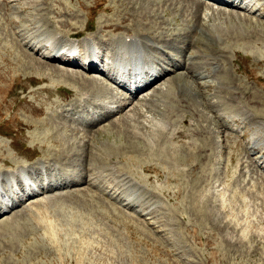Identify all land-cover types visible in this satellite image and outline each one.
I'll list each match as a JSON object with an SVG mask.
<instances>
[{
  "label": "rangeland",
  "instance_id": "obj_1",
  "mask_svg": "<svg viewBox=\"0 0 264 264\" xmlns=\"http://www.w3.org/2000/svg\"><path fill=\"white\" fill-rule=\"evenodd\" d=\"M205 1L211 2L216 10L207 7L202 0H199L203 2L200 3L202 7L190 15L183 13L182 4L171 7L169 1L159 0H0V168L11 170L13 164L15 169V162L33 165L49 159L51 168L54 161L58 162L55 166L61 168L62 181L71 177L79 181L76 184L79 185L81 180L97 192L95 194L94 189L88 187L85 194H79L72 186L61 191L55 202H36L39 208L30 204V211L33 209L35 215L26 221L15 224V217L4 216L5 220L0 221V264H264V170L246 156L250 152L242 148L246 140L242 142L226 127L232 117L243 113L241 108L254 114L250 120H244V124L237 121L243 132L252 127L253 118H264V1L260 3L262 10L256 9L255 12L232 6L225 8L222 2ZM144 2H152V6L158 8L157 13L151 12L155 13L152 19L157 23L151 27L150 35L144 38L140 34L139 37L151 44L154 37L161 40L159 37L166 34L168 37L160 41L163 49L178 54L184 68L187 66L186 70L182 68L165 78L171 83L173 92L168 93V99L157 95L162 98L160 104L165 103L166 107L145 101L150 93L140 102H133L136 108L130 104L121 110L117 121L109 117L108 121L93 125L94 117L73 114L89 107L95 112L100 109L93 108L92 104L93 107L89 105L88 108L77 104L81 98L85 100L83 94L92 88L79 85L81 89L74 92L67 83H52L47 77L39 76L37 67L40 65L29 69L16 61L23 57L16 52L15 47L18 48L12 38L16 32L20 35L22 27L28 29L29 36H35L37 31L50 35V41L56 43L51 27L66 20L74 23L76 31L82 34L81 38L90 37L87 40L104 44L107 39L124 34L122 31L103 32L99 29L102 23L116 24L125 18L133 29H137L134 20L138 28L145 27L136 21L149 19L148 14L142 15L149 11L140 10ZM212 12L216 14L210 15ZM207 15L216 19L210 20ZM44 16L49 22L52 19L49 28L40 25L44 23ZM20 17L26 18V23ZM199 17L201 23H212L217 37L219 34L222 40L211 39L209 33L202 30L201 23L198 24ZM180 30L185 33H179ZM199 34L203 37L195 47ZM94 36L100 39L95 40ZM62 38L61 42L69 37ZM189 41L193 51L184 56L187 44L191 45ZM183 46H186L185 51L181 48ZM99 48L103 50L104 45ZM198 51L206 62L207 56L203 54L215 51L216 60L222 62V70L215 76L210 75L198 68L197 64L205 65L199 57L196 61L200 62H192V66L187 58ZM40 54L39 51L33 57L38 58ZM168 57L174 55L166 54L165 61ZM50 64L76 69L88 76L95 75L76 66L59 62ZM190 66L194 71L198 69L207 73L199 75L203 78L194 76ZM166 67L171 68L167 64ZM239 77L242 82H234ZM207 81L218 83L221 88L214 93L211 88L195 85ZM184 82L198 90L183 87ZM235 87L240 92L237 93L238 102L244 93L245 98L253 99L254 103L245 101L238 105L232 98ZM110 88L101 94L93 92L96 103L105 105L103 101L112 99V103L116 102L118 94ZM177 89L186 90L183 97L176 94L174 98ZM212 94L223 102L210 109L204 100H209ZM94 96L90 99L94 100ZM122 100L116 108L131 102ZM202 101L205 103L200 104ZM246 102L254 110L250 111ZM163 108L165 112L161 110ZM190 108L195 112L203 111L205 116L197 114L193 117ZM256 109L263 110L262 115L257 116ZM217 116L226 124L215 126L212 121ZM77 119H86L84 124L92 126L78 130L75 126H82L79 121L72 124ZM29 122L34 125L28 126ZM38 122L42 123L41 127L35 125ZM259 123L264 126L263 122ZM205 129L210 133L204 132ZM251 145L247 143L246 148L252 149ZM48 152H54V161ZM28 159L32 161L28 162ZM63 161L69 166L62 167L60 163ZM40 167L38 172H44ZM112 167L117 172H111ZM121 170L123 173L118 177ZM126 173L128 179L123 177ZM102 176L114 178L124 188L111 192L108 183L102 185ZM54 194L50 192L37 201L53 198ZM98 194L113 198L115 203L134 211L112 207L113 204L102 201ZM126 195H135L138 201L128 203ZM136 209L149 214L137 215Z\"/></svg>",
  "mask_w": 264,
  "mask_h": 264
},
{
  "label": "bare ground",
  "instance_id": "obj_2",
  "mask_svg": "<svg viewBox=\"0 0 264 264\" xmlns=\"http://www.w3.org/2000/svg\"><path fill=\"white\" fill-rule=\"evenodd\" d=\"M4 1H6V0H4ZM129 1V0H128ZM148 1H151V0H148ZM153 1V0H152ZM160 2H164V1H169L170 3H169V6H171V7H174V6H177V5H183L181 8H182V11H183V13H185L186 14V12L190 15L191 13H197V10H199L198 9V7L200 8V7H202V3L201 2H199V0H187V1H185V0H159ZM219 1H223V0H219ZM257 1H264V0H252V2L253 3H255V2H257ZM6 3V2H5ZM152 2H148V3H145L144 2V4L141 6V8L142 9H140V10H144L145 12H147V11H149L148 13H145V14H142L143 16H145L146 14H148L147 15V18H149L148 20H146V22H140L141 21V19L140 20H136L137 22H139V24L140 25H142V26H145V27H143V28H138V23H136L135 22V20L133 21L135 24H137V26L136 27H134V28H137V29H133L132 28V25H130V23H128L127 22V20L124 18V19H122V20H120V21H118V22H115L116 24H112L111 22H108V23H111V24H104V23H102V25H100V30H102L103 32L105 31H109V32H118V31H122L123 32V34H124V36H115V38H109V39H107L106 40V42L104 43V44H101L100 42H96V41H94L95 43H94V45H96L97 46V48H99V47H101L102 45H104V49L103 50H101L100 48H99V52H102V58H103V64H104V66H101V67H98V65H88V68H86V70H85V68L84 67H81L80 65H79V62H78V59H76L75 61H73V62H71V61H67V60H60L57 56H55L54 54H51L50 53V51L52 50V48H54L55 46H57V45H60L61 44V41L63 40V38L62 37H71V36H74V37H72V39L75 41V43L77 44L76 46H77V53H79L80 55H82V54H84V55H86V54H88L89 53V48H88V45L89 44H91V43H93V41H91V40H87V39H89L90 37H83V38H81L82 37V34H80V31H76V27H75V25L73 26V24L74 23H72L71 24V22H68V21H66V20H64V21H58V26H52L51 27V29H53V32L54 33H52L53 35H56V39H57V41L58 42H51L50 41V35L48 36V35H46V34H43V33H40V32H37V31H35L36 32V35L35 36H29V34H27L28 32H27V30L28 29H26V27H22L21 29H20V31L19 32H21L20 33V35L19 34H14L13 36V38L12 39H14L13 40V44H16V46H17V48L19 49H16V47H15V50H16V52H18L23 58H22V60H19V57H18V60H16V61H18L20 64H22V65H24L23 66V68H34V66L36 65V64H38V65H40L39 67H37L38 68V71H37V73L39 74V76H45V77H47L49 80H51V82L53 83H67L69 86H70V89L72 88L73 90H74V92H76V91H79L81 88L80 87H78L79 85H83V86H81V87H84V85L86 86H89L90 88H92L91 90H89V92H85L84 94H83V97L85 98V100H82V98H81V100H79L78 101V103L77 104H83V105H86L87 106V108L89 107V105H93V106H95V107H93L92 105V107L93 108H96V107H98V108H100V109H98V110H96V112L93 110V109H90V107L88 108V109H81L80 111L78 110V111H76V113H73V114H76V115H78V116H84V115H87V116H92V117H94L93 119L95 120L94 121V124L95 123H98V122H104V120H107L108 118H109V116L110 115H113L114 113H116V112H121V110H123V108H125L126 107V105H127V103L125 102V104H120V106H118V108H116V109H114L113 107L116 105L115 103H112V101H113V99H112V101H103L102 103L103 104H105L106 105V108L105 107H103V106H105V105H102V104H98V103H96V101H97V98L93 95V92L96 94V93H100L101 94V92L103 91H105V90H108L109 88H110V85H109V83H110V81L113 83V84H116L117 86H122L123 88H124V86H123V84H124V79H121V78H119V77H114L112 74L113 73H111L109 70H110V68H113L115 65H116V62H118L119 64H122L124 67H125V71L127 72V74L128 73H131L132 71H133V69H140V67L142 66V63H140V60H139V56H140V54H141V52H147V50L146 49H148V48H153L154 46L152 45V44H148V43H146L147 42V40H146V42H144L140 37H139V35L140 34H143L144 36H141V37H144L145 38V36H147V35H150V33H152V31H151V27L153 26V25H155V23H157L156 21H154L153 19H152V17L154 16V14L155 13H157L158 12V8L156 7V9L154 8L155 7V5H154V7L152 6V4H151ZM154 4H155V2H153ZM201 3V4H200ZM264 3V2H263ZM204 4V3H203ZM261 4H262V2H261ZM260 4V5H261ZM233 5H235V6H238V5H236V4H233ZM146 6V7H145ZM207 6V5H206ZM144 7V8H143ZM152 7H153V9H152ZM207 7H209V6H207ZM135 8V7H134ZM191 8H193V9H191ZM212 8V6H210V9ZM239 8H241V6H239ZM147 9H149V10H147ZM212 9H215V8H212ZM244 9H251V7H244ZM34 10H36V8L34 9ZM139 10V11H140ZM216 10V9H215ZM139 11L137 10L136 12H138L139 13ZM152 11H155V13H151ZM191 12V13H190ZM217 13H219V12H217ZM42 14V13H41ZM214 15V14H216V13H210V15ZM69 15H71V14H69ZM210 15H207V17L208 18H210ZM38 16V15H37ZM41 15L39 14V17H40ZM46 16V15H45ZM44 16V18L45 19H43L44 20V23L43 24H40L41 26H45V28L47 27V28H49L48 26H49V24L50 23H52L53 24V22H52V19H51V22H49V19L47 18V17H45ZM74 16V15H73ZM192 16L194 17L195 15L194 14H192ZM19 17V16H18ZM71 17V16H70ZM76 17V16H75ZM139 17V16H138ZM142 17V16H141ZM7 18V17H6ZM38 18V17H37ZM41 18H43L42 16H41ZM204 18V17H203ZM13 19V18H12ZM40 19V18H39ZM38 19V20H39ZM133 19H135V18H133ZM199 19H200V17H199ZM198 19V24H199V22L201 23V19L199 20ZM212 19H216V18H214V17H212V18H210V20H212ZM6 20V19H5ZM20 20H22V21H24L25 23H26V18H24V17H20ZM9 21V20H8ZM31 21H33V20H31ZM7 22V21H6ZM11 22L13 23L14 21L13 20H11ZM40 22V21H39ZM38 22V23H39ZM132 22V23H133ZM186 22V21H185ZM206 23L208 22V21H205ZM205 22H203V23H201L200 25H201V28H202V30L203 31H206V33H209V35L211 36V39H213V40H218V39H220L221 38V36L218 34V37H217V33L215 32L216 30H214L213 29V24L212 23H210L209 25H207ZM30 23V22H29ZM34 23H37V22H34ZM105 23H107V22H105ZM7 24V23H6ZM4 25V24H3ZM34 25V24H33ZM200 25H198V26H200ZM147 26H149L150 28H148ZM197 26V25H196ZM7 27V26H6ZM28 28V27H27ZM38 28H40V27H38ZM41 29V28H40ZM64 29V30H63ZM153 29V28H152ZM47 30V29H46ZM51 32H52V30H50ZM85 31V30H84ZM101 31V32H102ZM50 32V33H51ZM34 33V32H33ZM163 33V32H162ZM161 33V34H162ZM167 33V32H166ZM179 33H185V31H181L180 30V32ZM187 33V32H186ZM57 34H59V35H57ZM80 34V35H79ZM121 34V33H120ZM126 34V35H125ZM128 34V35H127ZM169 34V33H168ZM198 34V33H197ZM15 35L17 36V37H15ZM24 35H26V36H24ZM31 35H32V33H31ZM77 35V36H76ZM83 35H85V34H83ZM113 35V34H112ZM166 35V34H165ZM156 36V35H155ZM160 36V35H159ZM180 37V36H179ZM202 35L201 34H199L198 36H197V38H196V41H195V47H198V44H199V40L200 39H202ZM206 37V36H205ZM154 38H157V37H154ZM176 38V37H175ZM178 38V37H177ZM93 39H95V40H97V39H100V37L98 36H94L93 37ZM153 39V38H152ZM54 40V39H53ZM80 40V41H79ZM162 40V39H161ZM168 40V39H167ZM174 40V39H173ZM221 40H222V38H221ZM80 42V45H79V42ZM219 41V40H218ZM214 42V41H213ZM221 42V41H220ZM189 43L191 44V41H189ZM121 44H123V46L125 47V51H126V55L125 56H122V58L121 57H119V51H118V47H119V45H121ZM215 44V43H214ZM197 45V46H196ZM221 45V44H220ZM15 46V45H14ZM12 47H13V45H12ZM12 50H13V48H11ZM10 49V50H11ZM5 50V49H4ZM150 50V49H149ZM39 51L41 52V54H40V56L38 57V58H35V57H33V56H35L37 53H39ZM104 51V52H103ZM201 51V50H200ZM226 51V50H225ZM10 52V51H9ZM15 52V51H14ZM203 52V51H202ZM215 52V51H214ZM35 54V55H34ZM192 54V53H191ZM190 54V55H191ZM195 54H196V52H195ZM13 55V54H12ZM20 56V57H21ZM14 57V56H13ZM190 57H192V56H189L188 58H190ZM12 58V57H11ZM16 59V58H15ZM15 61V60H14ZM54 62H59L60 64H64V65H66V66H72V67H78V68H80L81 70H83V71H86V72H88V73H95V75H90V76H88V75H84L83 73H81V72H78V71H76V69L75 70H72V69H68V68H63V67H58V66H56V65H53V64H50V63H54ZM188 62V61H187ZM186 62V63H187ZM190 62V61H189ZM212 62V61H211ZM215 62V61H214ZM164 63H165V66H163L162 64H160V67H157L156 65H153V66H151V67H149V68H147V70L145 71V76H146V78L147 79H149V81L144 85L145 86V88H147L149 85L151 86V85H154V87L152 88L153 89V91L151 92V94H150V97L149 98H144V100L146 101H149V102H154V103H152V104H156V105H159L160 107L163 105L164 107H166L165 106V103H162V104H160V98L161 97H158V95L157 94H159L160 96H163L164 95V97L166 98L167 97V99H168V96H170L168 93H172L173 91H172V88H171V86H170V84H169V80L167 79L166 81L164 80L162 83H161V81H160V79L161 78H163L168 72H170V70H171V72L172 71H175V70H177V69H179V67H184V62H183V60L182 59H180V58H177V57H173V58H171V57H168L167 59H166V61L164 60ZM209 63V62H208ZM166 64L168 65V66H171V68L170 69H168L167 67H166ZM216 64V63H215ZM22 65H20V67H22ZM192 65V64H191ZM189 66V65H188ZM216 66V65H215ZM190 67H192V66H190ZM189 68V67H188ZM199 68V67H198ZM185 69H187V66H186V68ZM188 71V70H187ZM189 71H190V69H189ZM189 71H188V73H189ZM192 72V71H191ZM98 76H97V75ZM177 76H179V74L177 75ZM214 76H215V74H214ZM44 78V77H43ZM179 78V77H178ZM66 81H68V82H66ZM160 81V82H159ZM138 82V79L136 78L135 80H134V82L133 83H135V86H136V84H138L137 83ZM158 82V83H157ZM188 84H190V83H187V82H184V85L185 86H183V87H187L188 89H193V86H191V85H188ZM218 84V83H217ZM216 83H214V84H212V83H210V82H203V83H198V84H195V85H197V86H199V87H204V88H211V89H213L214 90V93H217L218 91H219V87L220 86H218ZM238 86V85H237ZM144 88V89H145ZM195 89H197L196 87H194ZM221 88V87H220ZM237 88L238 87H235L234 89H233V97L234 98H236L237 99V97L239 96L237 93H240V92H238L237 91ZM71 89V90H72ZM144 89H142V88H135V90L134 91H131V90H126V91H129L130 93H131V95H129V98L128 97H126L125 98V94H122L124 97V99L125 100H130L131 102H129V103H132L131 105H133L134 104V106H135V103L137 102H140L142 99H143V96L142 97H140L139 99H138V97H136L135 95H139V94H141L142 93V90H144ZM195 89H193V90H195ZM110 90H111V88H110ZM125 90V89H124ZM198 90V89H197ZM112 91V90H111ZM116 90H114V92H115ZM236 91V92H235ZM117 92V94H118V91H116ZM49 93V92H48ZM113 93V92H112ZM176 94H178V95H180L179 93H175V95H174V98L176 97ZM91 96H94V100H91L90 98H91ZM105 96V95H104ZM82 97V96H81ZM114 97V96H113ZM180 97H183V95H180ZM67 98V97H66ZM207 98V97H206ZM71 99V98H70ZM137 99V100H136ZM162 99V98H161ZM184 99H186V98H184ZM212 99H214V100H212ZM90 100V101H89ZM203 100V99H202ZM209 100H211V101H209ZM209 100H204L205 102H207L206 104V106L208 107V108H210V109H213V108H216V107H218V106H220V104L223 102L222 100H221V103H220V101L218 100V98H216L215 97V95L214 94H212L211 95V98L209 99ZM74 103L76 102L75 100H74V98H73V100H72ZM135 101V103H133ZM186 101H188L187 99H186ZM246 101H253V103H254V100L252 99H246ZM98 102H101V101H99L98 100ZM184 102V101H183ZM205 102H199L200 104H204ZM109 103H111V104H109ZM150 103V104H151ZM246 103H248V102H246ZM71 104V103H70ZM190 103H188V105H189ZM187 105V104H186ZM128 106V105H127ZM155 106V105H154ZM158 106V107H159ZM192 106V105H191ZM110 107H112L113 109H111ZM65 108H67V109H70L71 107H67V106H65ZM101 108H104L103 110L101 109ZM110 109V110H108V109ZM133 108V107H132ZM134 108H136V106L134 107ZM162 108V107H161ZM106 109V110H105ZM199 108H197V110H198ZM162 111L163 110H165L164 108L163 109H161ZM256 110H258V112H257V116H260V115H262L261 113L263 112V110L260 112L259 111V109H256ZM64 111V110H63ZM169 111V110H168ZM190 111H191V115L193 116V117H195V115H200V117H203V116H205V114H204V112L203 111H197V112H195V111H193L192 110V108H190ZM189 111V112H190ZM241 111L245 114H243L244 116H246L245 118L246 119H248V120H250V118H251V116H253L254 117V114H251V112H248V111H243V109L241 108ZM163 112H165V111H163ZM162 112V113H163ZM166 112H167V108H166ZM260 112V113H259ZM36 113V112H35ZM67 114V113H66ZM221 114V113H220ZM190 115V116H191ZM65 116V115H64ZM68 119H70L71 120V118H68ZM195 119H197V118H195ZM51 120V119H50ZM116 121H117V118L115 119ZM114 120V122H116ZM25 121H26V119H25ZM31 121V120H30ZM33 121V120H32ZM198 121V120H197ZM27 122V121H26ZM35 122H37V121H35ZM200 122V121H199ZM213 124L215 125V126H218L219 127V125H224V124H226L225 123V121H223V120H221L220 119V117L219 116H217V117H215L214 119H213ZM247 122V121H246ZM112 123V122H111ZM42 123H40V122H38V123H35V125L36 126H40ZM59 124V123H58ZM34 125V123L32 124V123H30L29 122V125L28 126H33ZM35 126V127H36ZM109 127H111L110 125H108ZM106 127V129L107 128H109V127ZM211 126V125H210ZM41 127V126H40ZM192 127V126H191ZM208 127V126H207ZM212 127V126H211ZM255 127V132H253V134H255L254 135V138H252V140H251V134H250V141L248 142V143H251L252 145H251V147H252V150L254 151V154H257V155H259V154H262L263 153V151H264V126H262V125H260V126H254ZM202 128V127H201ZM204 128H206V127H204L203 126V129ZM209 128V127H208ZM207 128V129H208ZM102 129V128H101ZM104 129H105V127H104ZM123 129V128H122ZM211 129V128H210ZM213 129V128H212ZM216 129H217V127H216ZM62 130V129H61ZM191 130V129H190ZM197 130V129H196ZM55 131V130H54ZM195 131V130H194ZM200 131V130H199ZM204 132H206V129L205 130H203ZM52 132V131H51ZM192 132H193V130H192ZM208 132V131H207ZM206 132V133H207ZM217 132H219L218 131V129H217ZM205 133V134H206ZM208 133H210V132H208ZM207 133V134H208ZM215 132H213V134H214ZM197 134V133H196ZM198 134H199V132H198ZM203 135V134H202ZM41 136H43V135H41ZM61 136V135H60ZM137 136V135H136ZM212 136V135H211ZM244 133H241L240 135H239V137H241V139H243L244 138ZM31 138V137H30ZM67 138V137H66ZM240 141V140H239ZM1 143H2V141H1ZM4 143V142H3ZM67 144V143H66ZM242 144V143H241ZM135 145V144H134ZM240 145V144H239ZM5 146V145H4ZM6 147V146H5ZM7 148V147H6ZM65 148V147H64ZM201 148V147H200ZM199 148V149H200ZM5 149V148H4ZM48 149V148H47ZM46 149V150H47ZM50 149V148H49ZM52 149V148H51ZM247 149V148H246ZM57 150V149H56ZM59 150V149H58ZM49 151V150H48ZM63 151H65V150H63ZM51 152V151H50ZM50 152H48V153H50ZM55 152V151H54ZM53 152V153H54ZM59 152H62V151H59ZM66 152V151H65ZM2 153V152H1ZM52 153V154H53ZM58 153V152H57ZM51 153H50V155H52ZM56 154V153H55ZM59 155H60V153H58ZM64 154V153H63ZM59 155H57V156H59ZM61 155H62V153H61ZM43 156V155H42ZM57 156H55V157H57ZM44 157V156H43ZM42 157V158H43ZM52 157H53V160L52 161H54V155H52L51 156V159H52ZM63 157V156H62ZM62 157H61V159H62ZM44 158H46V155H45V157ZM50 158V157H49ZM80 158V157H79ZM59 159V158H58ZM56 160V159H55ZM60 160V159H59ZM42 161H43V163H42ZM41 162H39V163H37V164H31V163H26V165H20V164H18L17 162H15V169H14V164H13V167H11L12 169H13V171H12V169L11 170H9V169H2V168H0L1 169V171L3 172L4 170H8L9 172H0V183L2 182V189L0 190V198H1V196H3V195H5V196H9L10 194H9V191H10V188H9V186L7 185V178L11 175V178H13L14 180H15V182H16V184L20 187V188H22V183H21V181L19 180V178L18 177H20V173H21V170H23L24 172H27L28 174H29V177L32 179V181H33V183L35 184V185H37V190L36 191H30L29 192V196L28 197H24V195H22V194H20V193H15V196L13 197V199H12V202H11V204H10V207H8V206H6L2 211H0V213L1 212H3V213H1L0 214V217L1 216H4L3 214L5 213V212H9V215H12V217H15V221H14V223L15 224H17V223H19V222H21V221H26V220H28V218H30V217H32L33 216V214L35 215V212H33L34 210L32 209V211H30L31 209H30V207H29V205H24V201H26V200H29V199H31V197L32 198H34L33 200H35V201H33V200H31V202H34V205H37V203L38 202H40V203H42V202H48V200H52V202H55V199H58V198H60V197H56V196H60L62 193H61V191L63 192V190H67V189H69L70 187H72L73 185H75V184H78L79 183V181L77 182L75 179H73V178H71V177H66L67 179L65 180V181H62V174H61V168H59L58 167V165H56L55 166V163L57 162H53L54 163V166L51 168V166H50V164H49V159H44V160H42ZM60 162V161H59ZM34 163V162H33ZM50 163H52V162H50ZM58 163V162H57ZM56 163V164H57ZM42 164V165H41ZM92 165V164H91ZM39 166H41V167H43V169H44V172L42 171V172H38V168H39ZM60 166V165H59ZM40 167V168H41ZM42 169V170H43ZM91 169V168H90ZM46 170V171H45ZM64 174V173H63ZM77 175V174H76ZM75 175V176H76ZM64 177V176H63ZM79 177V176H78ZM80 177H82V176H80ZM97 177V176H96ZM80 182H81V180H80ZM126 191V190H125ZM50 192H52V194L53 193H55L54 194V197L53 198H49V199H43V200H41V201H37V200H39L40 198H44L45 196H47V194L48 193H50ZM65 193L67 194V192L65 191ZM70 193V192H69ZM123 193V192H122ZM107 194V193H106ZM38 195H41V197H37ZM33 196H36V197H33ZM51 196V195H50ZM123 196V195H122ZM124 197V196H123ZM38 198V199H37ZM45 200V201H44ZM125 200L128 202V203H135L136 201H138V198L135 196V195H126V198H125ZM2 202V199H0V203ZM37 202V203H36ZM124 204H126V203H124ZM142 207V206H141ZM37 208H39L38 207V205H37ZM43 209H44V207H43ZM139 213L140 212H143V210H141V209H136ZM135 210V211H136ZM148 213V212H147ZM8 217V216H7ZM35 218V217H34ZM8 219V218H7ZM2 220L3 219H1L0 221L2 222ZM5 220V219H4ZM34 221H36V218H35V220ZM4 222V221H3ZM28 223H29V221H27ZM32 222V221H31ZM40 222V221H39ZM33 226V225H32ZM34 226H36V225H34ZM38 226V225H37ZM26 229V228H25ZM27 232V231H26ZM30 233H32L31 231H30ZM29 233V234H30Z\"/></svg>",
  "mask_w": 264,
  "mask_h": 264
}]
</instances>
